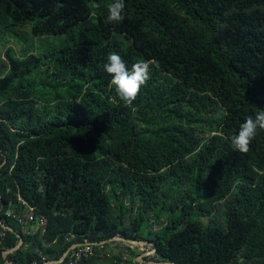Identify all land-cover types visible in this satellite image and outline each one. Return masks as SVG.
<instances>
[{
	"label": "trees",
	"instance_id": "16d2710c",
	"mask_svg": "<svg viewBox=\"0 0 264 264\" xmlns=\"http://www.w3.org/2000/svg\"><path fill=\"white\" fill-rule=\"evenodd\" d=\"M110 3L0 0V36L67 37L42 56L4 53L0 262L21 239L11 264L85 242L97 246L77 264H94L124 237L153 243L161 262L264 264V130L246 155L231 145L264 110V0H125L118 23ZM113 52L129 68L156 62L132 106L104 70ZM29 208L42 229L18 222Z\"/></svg>",
	"mask_w": 264,
	"mask_h": 264
},
{
	"label": "rangeland",
	"instance_id": "374dc122",
	"mask_svg": "<svg viewBox=\"0 0 264 264\" xmlns=\"http://www.w3.org/2000/svg\"><path fill=\"white\" fill-rule=\"evenodd\" d=\"M0 36V77L6 73L8 65L4 60V53L10 50L11 53L21 58L27 54H34L42 56L48 51L58 49L60 46L67 43L66 36H44L34 38L28 28H15L8 27L3 31ZM136 207H133V210ZM216 210L224 211L222 203L217 204ZM218 212L217 223H222L221 212ZM215 213V212H214ZM221 219V221H220ZM163 217L159 218L161 222ZM213 220L215 221L213 216ZM152 221V220H151ZM150 221V222H151ZM206 222V220H204ZM158 226H153L152 230L155 231ZM146 234V233H145ZM114 237L110 242L109 248L104 253L98 254V260L94 264H162L163 262L156 256L154 249L149 242L141 241L144 243H134L133 240L126 239L122 241ZM116 256L119 261L116 262ZM0 264H2L0 262ZM4 264V263H3Z\"/></svg>",
	"mask_w": 264,
	"mask_h": 264
},
{
	"label": "clouds",
	"instance_id": "9594fccd",
	"mask_svg": "<svg viewBox=\"0 0 264 264\" xmlns=\"http://www.w3.org/2000/svg\"><path fill=\"white\" fill-rule=\"evenodd\" d=\"M125 7V0H112L107 10L108 22L123 21ZM155 63V61L139 60L129 68L117 53L113 52L108 55L104 70L111 76L110 83L126 107L133 105L142 88L151 79V67ZM258 130H264V110L261 109L257 111L254 117L248 116L239 125L238 133L231 137V145L236 152L241 155L249 153Z\"/></svg>",
	"mask_w": 264,
	"mask_h": 264
},
{
	"label": "built area",
	"instance_id": "2783aa9c",
	"mask_svg": "<svg viewBox=\"0 0 264 264\" xmlns=\"http://www.w3.org/2000/svg\"><path fill=\"white\" fill-rule=\"evenodd\" d=\"M22 204H25L22 202ZM6 216H12L14 217L10 212L6 213ZM18 222L23 224L25 222H31L34 225V230L42 229L45 225V219L42 217H37L34 215L33 210L29 208L28 212L24 216H17L16 217ZM7 228L4 227V225L0 221V239L3 238L4 231H6ZM95 246L97 244L85 242L82 244H73L70 246V248L67 250L68 254V264H77L78 261L82 257H88L92 256L93 252L95 251ZM66 254V255H67ZM47 262H44L43 264H46Z\"/></svg>",
	"mask_w": 264,
	"mask_h": 264
},
{
	"label": "water",
	"instance_id": "95a60500",
	"mask_svg": "<svg viewBox=\"0 0 264 264\" xmlns=\"http://www.w3.org/2000/svg\"><path fill=\"white\" fill-rule=\"evenodd\" d=\"M1 166H2V165H0V168H1ZM4 227H5V226H4ZM117 239L122 240V241H126V239H124V238H120V237H118ZM112 240H113V238H110V239H108V240H105V241H103V242L101 243V245H103V244H109ZM131 242H134V243H144V242H141V241H140V242H137V241H131ZM21 244H22V240L20 239L19 242H18V244H17L14 248H12V249H10V250H6V251H4V252L1 253V259H2V261H3L4 264H11L10 262H8V261L6 260V256H7L8 254L12 253L13 251L17 250V249L21 246ZM149 244L152 246V248L154 249V252H155V245H154L153 243H151V242H149ZM66 254H67V252L63 254V256L60 258L59 261H56V262H47L46 264H57V263H60V262L63 261V259H64V257L66 256ZM162 264H172V263L163 262Z\"/></svg>",
	"mask_w": 264,
	"mask_h": 264
}]
</instances>
